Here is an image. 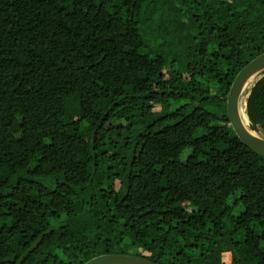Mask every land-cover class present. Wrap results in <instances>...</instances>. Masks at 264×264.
I'll list each match as a JSON object with an SVG mask.
<instances>
[{
	"label": "trees",
	"instance_id": "1",
	"mask_svg": "<svg viewBox=\"0 0 264 264\" xmlns=\"http://www.w3.org/2000/svg\"><path fill=\"white\" fill-rule=\"evenodd\" d=\"M164 1L0 0V264H264V0Z\"/></svg>",
	"mask_w": 264,
	"mask_h": 264
},
{
	"label": "water",
	"instance_id": "2",
	"mask_svg": "<svg viewBox=\"0 0 264 264\" xmlns=\"http://www.w3.org/2000/svg\"><path fill=\"white\" fill-rule=\"evenodd\" d=\"M264 75V52L250 60L235 77L226 100L229 123L240 141L251 151L264 157V137L250 125L245 124L242 112L245 110L244 96ZM259 77V78H258ZM258 78V79H257ZM255 79H257L256 82ZM251 84L250 86L248 84ZM252 86V87H251ZM248 117V116H247ZM250 123V121H249ZM84 264H157L146 256L125 253H104Z\"/></svg>",
	"mask_w": 264,
	"mask_h": 264
},
{
	"label": "rangeland",
	"instance_id": "3",
	"mask_svg": "<svg viewBox=\"0 0 264 264\" xmlns=\"http://www.w3.org/2000/svg\"><path fill=\"white\" fill-rule=\"evenodd\" d=\"M163 6L166 9V11L170 10V8L172 7V5L166 0L163 2ZM257 79H255L254 82H256ZM245 98H246V95L244 96V99ZM110 155H117V156H120V157H127L128 156V151H127V149H125L123 144H120V143L118 144L117 143L115 148L112 151H110ZM118 187H119V183L116 184V188H118ZM71 224L74 225L73 223H71ZM217 250H219V249H217ZM156 251H157V249L154 248V252H156ZM137 254L143 255V256H149L150 255V253L148 251H143V250H137ZM171 259L173 261H175V262L177 260L174 256ZM223 263L224 264H231V260L229 258V254H224L223 255V254L218 252V253L213 254L211 257H209V258H207L205 260V264H223Z\"/></svg>",
	"mask_w": 264,
	"mask_h": 264
},
{
	"label": "bare ground",
	"instance_id": "4",
	"mask_svg": "<svg viewBox=\"0 0 264 264\" xmlns=\"http://www.w3.org/2000/svg\"><path fill=\"white\" fill-rule=\"evenodd\" d=\"M248 85L250 86L251 84L249 83ZM244 100H245V99H244ZM243 106H244V109H245V104H243ZM242 115H243V118H244V122H245V124L250 125V123H249V119H248V117H247V114H246V111H245V110L242 112ZM250 126H251V125H250Z\"/></svg>",
	"mask_w": 264,
	"mask_h": 264
},
{
	"label": "clouds",
	"instance_id": "5",
	"mask_svg": "<svg viewBox=\"0 0 264 264\" xmlns=\"http://www.w3.org/2000/svg\"><path fill=\"white\" fill-rule=\"evenodd\" d=\"M250 91V90H249ZM147 257V256H146Z\"/></svg>",
	"mask_w": 264,
	"mask_h": 264
}]
</instances>
